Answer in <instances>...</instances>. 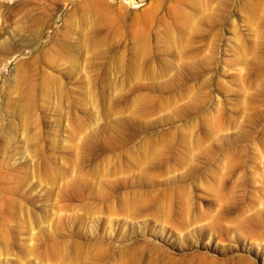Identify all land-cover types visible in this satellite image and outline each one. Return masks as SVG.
Masks as SVG:
<instances>
[{
  "label": "rangeland",
  "instance_id": "rangeland-1",
  "mask_svg": "<svg viewBox=\"0 0 264 264\" xmlns=\"http://www.w3.org/2000/svg\"><path fill=\"white\" fill-rule=\"evenodd\" d=\"M129 2L0 0V264H264V0Z\"/></svg>",
  "mask_w": 264,
  "mask_h": 264
},
{
  "label": "bare ground",
  "instance_id": "bare-ground-1",
  "mask_svg": "<svg viewBox=\"0 0 264 264\" xmlns=\"http://www.w3.org/2000/svg\"><path fill=\"white\" fill-rule=\"evenodd\" d=\"M111 1L112 0H82V2L84 3L83 4L84 5L83 8H85L86 10H89L90 12H94L96 14H100L101 16H103L104 18H106V21L107 22H108L109 18H113V16L115 14H122L126 10H128L127 9L128 8V5H127L128 3L126 4V1H130L129 2L130 5H138L139 3L144 2L145 0H114L113 2H115V4H117V5L113 4ZM116 16H115V18H116ZM122 17H124V16H122ZM183 17H184L183 14H178V16L176 17V19H179L180 20V19H183ZM118 20H121V17H119ZM144 20H145L144 18H141V17H138V16L135 15L134 20H133V22H134L133 24L134 25L133 26L131 25V27H130V29L128 31L130 33L132 39L135 41V43L138 44V45H140V46H142L144 43H146L147 39L149 38V36H148V34H149L148 27H147V24H146L147 23L146 20H148V19H146L145 21ZM179 20H177V21H179ZM148 21H150V19ZM113 22H115V21H113ZM117 23H119V22H117ZM148 23H151V21L148 22ZM180 24H181V22H180ZM122 25L123 24H121V26ZM113 26H115V25H113ZM121 26L118 25V27H121ZM148 26H149V24H148ZM115 28H116V26H115ZM168 29H170V28H168ZM119 31H120V29H119ZM169 31H168V33H169ZM121 32H123V31H121ZM128 32H127V34H129ZM124 33H126V32H124ZM169 35L170 34H168V36ZM116 36H118L117 33H116ZM119 36H121V35H119Z\"/></svg>",
  "mask_w": 264,
  "mask_h": 264
}]
</instances>
